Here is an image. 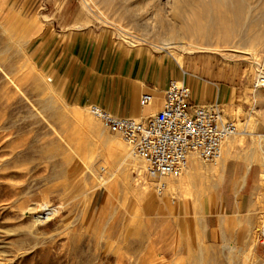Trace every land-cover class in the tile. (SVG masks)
<instances>
[{"label":"rangeland","instance_id":"1","mask_svg":"<svg viewBox=\"0 0 264 264\" xmlns=\"http://www.w3.org/2000/svg\"><path fill=\"white\" fill-rule=\"evenodd\" d=\"M92 1L106 20L88 0H0V264H264V138L261 149L255 146L256 135L264 137V92L260 97L255 88L264 73V0ZM78 11L86 25L124 43L149 45L191 78L218 85L223 117L237 129L239 147L229 159L251 168L246 214L205 228L208 205L219 194L223 147L215 163L193 157L203 165L193 178H184L191 159L179 176H169L161 209L146 208L138 192L114 184L108 172L116 157L129 154L126 166L138 171L142 162L87 107L65 102L26 49L33 21L69 23ZM166 41L174 46L158 48ZM234 42L240 48H232ZM205 168H214L212 174ZM150 184L147 194L162 198L165 192L155 195ZM47 209L51 214L43 217Z\"/></svg>","mask_w":264,"mask_h":264},{"label":"crops","instance_id":"2","mask_svg":"<svg viewBox=\"0 0 264 264\" xmlns=\"http://www.w3.org/2000/svg\"><path fill=\"white\" fill-rule=\"evenodd\" d=\"M58 4L66 10L67 3ZM76 14L69 23L56 17L41 24L33 21L26 41L31 60L52 77L71 106L96 105L118 118L145 120L160 111L171 80L189 86L193 105L221 106L217 84L195 80L163 52L116 40L108 31L86 25ZM143 95L152 97L145 107L139 105ZM250 169L229 158L222 163L218 198L208 205L204 218L206 229L249 211L254 186Z\"/></svg>","mask_w":264,"mask_h":264},{"label":"built area","instance_id":"3","mask_svg":"<svg viewBox=\"0 0 264 264\" xmlns=\"http://www.w3.org/2000/svg\"><path fill=\"white\" fill-rule=\"evenodd\" d=\"M151 101L150 95H143L139 105L145 107ZM87 111L117 134L132 156L142 162L143 174L152 181L157 196L166 190L163 179L179 176L191 157L217 162L225 140L237 132L235 123L223 117L218 104L193 105L189 86L176 80L168 82L160 111L145 120L118 118L96 105H89ZM46 211L43 217L51 213Z\"/></svg>","mask_w":264,"mask_h":264},{"label":"bare ground","instance_id":"4","mask_svg":"<svg viewBox=\"0 0 264 264\" xmlns=\"http://www.w3.org/2000/svg\"><path fill=\"white\" fill-rule=\"evenodd\" d=\"M148 1H154V0H145V2H148ZM88 2L91 4V7L92 8H94L95 10H96V12H97V17H99L102 21L103 20H106V16L96 7V5H95V2H93L92 0H88ZM85 5H87V3H85ZM80 12L78 11L77 12V14H76V17H78V18H80ZM172 36V35H171ZM170 36V37H171ZM174 38H172V40H173ZM241 41V40H240ZM240 41H238V43L240 42ZM171 42V41H170ZM178 42V41H177ZM173 44V46H174V41H173V43H169V42H165V43H163V44H161V46L160 47H158V48H160V49H166L168 46H170V45H172ZM237 44V42H234V44H233V46H232V48H240L239 46H235L234 47V45H236ZM181 46V47H183V46H186L187 48H189V49H191V50H208V51H218V49L217 48H210V47H199L197 44H192V43H182V42H179L178 43V46ZM176 46V45H175ZM166 53V52H165ZM170 53V52H169ZM168 54V53H167ZM171 54V53H170ZM172 55V54H171ZM260 68H261V65L259 66ZM259 68V69H260ZM6 76V75H5ZM257 78H258V88H259V94H260V97H262V92H264V73H263V71H259V74L257 75ZM260 79H262V81L260 80ZM12 82V81H11ZM12 84L14 85V83L12 82ZM258 94V95H259ZM237 133V132H236ZM239 133H241V132H238V134ZM235 136V135H234ZM234 136H232V137H229L228 139H226L225 140V142H224V146H222L223 148H224V150H223V155H222V160H221V162H220V165L218 166V169H220L221 168V166H222V163L226 160V159H228V158H231L232 156H233V150H235V148L236 147H239V144H238V142H236L235 141V137ZM257 136V140H256V143H255V146H257L259 149H261L262 148V142H263V136H258V135H256ZM257 148V149H258ZM124 155V154H123ZM121 155V156H119V157H116V159H114V165L112 166V168H111V171H109L108 172V170L105 172L106 174H107V172L108 173H110V176L109 177H111V179L113 178V182H114V179L115 180H117L116 181V185L117 186H120V187H127L128 186V191L129 190H132V191H134V192H138L137 193V198H139L138 196H140V201H142V198H144V204H145V206H146V208L147 207H151L152 209H155V210H158V209H161L163 206H166L167 204H166V198H167V192H165V194H166V196H165V194L163 195V197L162 198H157V200H154V198L151 196V195H149V194H147V193H149L148 192V189L147 188H149V185H151L150 184V182H152L151 180H149V179H146V177L144 176V174H143V171H138V169H137V166L135 165V164H133L132 166L133 167H129V166H126V164H125V161H126V157H128L129 156V154H128V156L127 155ZM130 158V157H129ZM191 159V162H190V167L188 168V170H187V172H186V175H185V177L184 178H186V179H188V178H191L192 177V173H197V172H199V171H201L202 170V167L201 166H203V165H200L201 163H198V161H196L195 159H197V158H195V159H193V157H191L190 158ZM127 160H129V159H127ZM198 160V159H197ZM128 162V161H127ZM202 162V161H201ZM132 163V162H131ZM130 163L128 162V165H129ZM206 164V163H205ZM112 165V164H111ZM214 165V164H213ZM210 166V168H211V165H209ZM205 167V166H204ZM103 170H104V168H102ZM206 170L205 171H212L211 169H209V168H205ZM248 169V168H247ZM103 172V171H102ZM133 172H135L136 173V177H135V179H133L131 176L129 177V175L128 174H132ZM202 172V171H201ZM201 172H200V174H201ZM203 173H204V171H203ZM209 174V173H208ZM211 174H212V172H211ZM108 176V175H107ZM171 176V175H170ZM210 176V175H209ZM199 177V176H198ZM208 177V176H207ZM168 178V179H167ZM193 178V177H192ZM202 178V177H201ZM201 178H199V179H201ZM171 180L172 178H169V176H166L163 180L165 181V180ZM106 180V179H105ZM108 180V179H107ZM194 180V179H193ZM180 181V180H179ZM207 181V180H206ZM141 182H143L142 184H140ZM187 182H190V181H187ZM203 182V181H202ZM201 182V183H202ZM205 182V181H204ZM178 183V182H177ZM180 183V182H179ZM192 182H190V184H191ZM199 183H200V181H199ZM114 184H115V182H114ZM153 184V183H152ZM189 184V183H188ZM168 185H170V187H171V184L169 183ZM199 185V184H198ZM202 185V184H201ZM204 185V184H203ZM202 185V186H203ZM209 185V184H208ZM207 185V186H208ZM173 186V185H172ZM178 186V185H177ZM179 186H181V185H179ZM178 186V187H179ZM201 186V187H202ZM169 187V188H170ZM178 187H176V189L178 188ZM190 187H192V184L190 185ZM193 187H195L194 185H193ZM199 187V186H198ZM124 188V189H125ZM166 188H168V187H166ZM173 188H174V186H173ZM207 188V187H206ZM205 187H204V189H206ZM127 189V188H126ZM125 189V190H126ZM208 189V188H207ZM193 190V189H192ZM191 190V191H192ZM197 190V189H196ZM168 191V190H167ZM199 192V191H198ZM195 194H196V192H194ZM185 194H187V193H185ZM184 194V195H185ZM190 194V193H189ZM188 194V195H189ZM200 193H198V195H199ZM135 196V195H134ZM202 196H204L203 195V193H202ZM201 196V197H202ZM132 197V196H131ZM142 197V198H141ZM186 197V196H185ZM192 197V196H191ZM195 197V196H194ZM198 197V196H197ZM191 199V198H190ZM199 198H197L196 199V201L198 200ZM208 199V198H207ZM194 202H195V200H194ZM192 203V202H191ZM196 204V203H195ZM194 204V206L196 207V205ZM38 206V205H37ZM48 206H50V205H48ZM40 207V206H39ZM191 207H193V206H191ZM37 208V207H36ZM55 210H57V209H55ZM154 210V211H155ZM29 212H30V210H29ZM56 212V211H55ZM198 212V211H197ZM41 213V212H40ZM203 213V212H202ZM51 214V213H50ZM199 214V213H198ZM36 216V215H35ZM41 217V216H40ZM122 232V233H121ZM119 233L120 234H123V231H119ZM262 234H263V236H264V230H262V232H261ZM103 236V235H102ZM129 236V235H128ZM104 237V236H103ZM102 237V238H103ZM109 237V236H108ZM160 238H162V237H160ZM179 238V237H178ZM101 239V238H100ZM107 239V238H106ZM103 240V239H102ZM110 240V239H109ZM104 242V241H103ZM118 244V243H117ZM262 244H264V242H262ZM115 245V244H114ZM126 247H127V245H125ZM194 247V246H193ZM197 247V246H196ZM196 247H194V249H196ZM113 248H114V246H113ZM121 248H122V246H121ZM177 248V247H176ZM181 249V248H180ZM194 249H193V253H194ZM113 250V249H112ZM121 250V249H120ZM119 250V251H120ZM152 250V249H151ZM198 250H201L200 248L198 249ZM211 250V249H210ZM108 251H110V250H107V252ZM174 251V250H173ZM196 252H198L197 250H195ZM202 251V250H201ZM132 252V251H131ZM150 252H152V251H150ZM154 252V251H153ZM195 252V253H196ZM105 253V252H104ZM206 253V252H205ZM111 254V253H110ZM181 254V253H180ZM198 254V253H197ZM246 254V253H245ZM251 254H252V248H249L248 250H247V254H246V259L248 260V257L249 256H251ZM120 255H122V253H118L117 254V257H121ZM178 255V254H177ZM190 256H191V254H189ZM204 254L203 253H201V256H203ZM136 256V255H135ZM176 256V255H175ZM187 256V255H186ZM110 257V256H109ZM116 257V256H115ZM177 257V256H176ZM192 257V256H191ZM194 257V256H193ZM245 257V256H244ZM130 258V257H129ZM181 258H184V257H180L179 259H180V261H182V259ZM187 258V257H186ZM200 258H202L203 259V257H200ZM199 258V259H200ZM137 259V258H136ZM150 259V258H149ZM152 259V258H151ZM176 259V258H175ZM174 259V260H175ZM120 260V259H119ZM143 260V259H142ZM155 260V259H154ZM177 260V259H176ZM133 261V260H132ZM134 261H136V260H134ZM202 261V260H201ZM137 262V261H136ZM143 262V261H142ZM174 262V261H173ZM178 262V261H177ZM199 262V261H198ZM197 262V263H198ZM119 263V262H118ZM120 263H122V260L120 261ZM127 263V262H126ZM126 263H124V264H126ZM148 263V262H147ZM161 263V262H160ZM175 263H176V261H175ZM181 263V262H180ZM196 263V264H197ZM201 263V262H200ZM244 263H246L245 261H244ZM243 263V264H244ZM203 264V263H202Z\"/></svg>","mask_w":264,"mask_h":264}]
</instances>
